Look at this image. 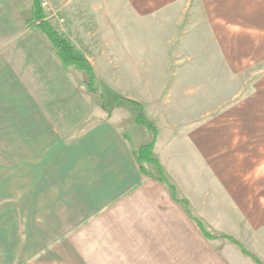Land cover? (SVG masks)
Listing matches in <instances>:
<instances>
[{"label":"crops","instance_id":"crops-1","mask_svg":"<svg viewBox=\"0 0 264 264\" xmlns=\"http://www.w3.org/2000/svg\"><path fill=\"white\" fill-rule=\"evenodd\" d=\"M95 1L103 0H58V18L63 22L58 23V31L85 56L94 72L95 62L110 56L103 33L109 30L107 20L112 15L110 8L105 10L104 4ZM125 1L130 5L129 14L144 22L140 30L156 37L162 30V38L168 36L173 47L171 51L167 45L170 48L163 52L157 42L143 53L140 61L163 63L166 58L173 65L165 95L171 98L174 108L164 110L160 102L161 117L150 121L141 105L144 119L157 131L153 156L177 196L187 201L189 212L184 204L175 201L171 188L157 178L155 166H148L153 177L140 171L131 147L150 143L154 135L136 123L137 108L128 104V115L119 121L114 108L107 119L106 110L100 107L104 111L100 115L105 113V117L98 120L99 128L82 131L96 123L87 118V106L78 102L79 71L72 66L64 70L48 37L39 29L24 27V21L32 17L33 0H0V81L18 83L39 112L58 118L46 126L69 129L61 135L64 142L58 143V147L68 143L71 146L69 151L60 153L64 167L74 179V174L85 173L90 191L104 194L103 206L99 210L93 206L90 214L94 217L85 222L87 236L102 239L101 248L90 246L94 254L105 257L109 249L114 257L112 264H119L121 249L131 255L132 264H253L232 242L204 237L191 214L210 233L230 236L246 249L244 239L256 229L255 225H263L264 120L254 119L257 105L249 104L237 112L238 119L226 121L206 119L198 100L183 109L173 97H200L216 89V75L208 78L214 80L208 87L207 76L202 78L192 68L191 62L198 56H191L190 48L198 44L189 39L191 28L183 26L180 30L190 0ZM95 5L101 7L96 9ZM163 16L168 19L164 21ZM154 20L160 24L153 26ZM94 32L101 33L102 42L98 45L93 44ZM71 92L77 100L65 105ZM244 110L247 119L243 117ZM260 123L263 135L256 136Z\"/></svg>","mask_w":264,"mask_h":264},{"label":"rangeland","instance_id":"rangeland-1","mask_svg":"<svg viewBox=\"0 0 264 264\" xmlns=\"http://www.w3.org/2000/svg\"><path fill=\"white\" fill-rule=\"evenodd\" d=\"M41 1L46 19L58 31V23H63L60 16L58 18V0ZM189 2L180 30L183 26L191 28L189 39L192 44L194 41L198 44L190 48L191 56H198L191 62L192 68L200 72L202 78L216 75V89L208 90L212 93L205 96L172 99H178L183 109L199 101L206 119L224 121L238 119L237 112L253 104L257 105L254 119L264 120V0ZM95 3L104 4L103 9L112 11L107 20L110 28L103 33L105 50L110 56L95 62L94 92L87 90L88 75L83 71L77 74L78 102L87 106V118L96 123L82 131L97 130L98 120L105 117V113L100 115L104 112L100 108V95L107 108L112 106L116 95L138 101L144 106L147 119L157 120L161 117L160 102L164 110L174 108L171 98L165 95L173 65L166 62V58L163 63L151 64L140 60L157 42L163 47L162 51L167 52L171 47L169 37L162 38V30L157 37L140 30L145 24L129 14L128 1ZM95 7L99 9L101 5ZM162 19L166 21L168 17ZM155 20L153 26L160 24ZM94 34L93 44L98 45L102 42L101 33ZM182 37L180 34L179 38ZM213 81L207 80L208 87ZM15 83L0 81V264H102L104 256L94 254L90 248H101L102 239H90L85 222L94 217L90 214L93 206L98 210L103 206L104 194L90 191L85 173L74 174L75 179L70 176L60 154L70 150V143L58 147L59 142H64L61 135H66L69 129L46 126L58 118L39 112L35 102ZM76 100L71 92L64 103L71 105ZM116 104L113 108L120 121L129 113L128 104L123 100ZM242 114L247 119L245 110ZM262 131V124H257L256 136L263 135ZM117 135L120 136V132ZM255 226L248 239H244L245 246L264 264V223ZM120 252L119 264H132L126 249ZM112 258L108 249L105 264H112Z\"/></svg>","mask_w":264,"mask_h":264},{"label":"trees","instance_id":"trees-1","mask_svg":"<svg viewBox=\"0 0 264 264\" xmlns=\"http://www.w3.org/2000/svg\"><path fill=\"white\" fill-rule=\"evenodd\" d=\"M24 27L26 29L36 28V29H39L41 32H43L48 37L50 42L52 43L54 50H55V53H56V56L59 58V60L62 63L63 69L67 70L69 66H72L77 71L85 72L88 75V81L85 83L87 86V89L89 91L94 92L93 85H94V81H95V74H94V69H93L91 63L85 58V56L81 52H79L72 45V43L67 39V37L63 33L57 31L53 27L52 23L46 19L45 13H44L43 8H42V1L41 0H33L32 17L29 20L24 21ZM100 99H101L100 107L103 108L104 110H106L107 119L110 118V116H111V112H112L113 107H114L113 104L115 105L120 100H123L127 104L138 109V113L136 116V123L143 125L146 128L150 129L153 132L154 138L150 143H148L146 145L140 146L138 148L131 147L132 155H133L140 171L144 175L153 177V174L150 171V169L148 168V166L149 165L155 166L158 169L157 178L163 180L171 188V191L173 193L175 201L184 204L186 206L188 212H189L190 210H189V206L187 204V201H185L184 199L179 198L177 196L173 185L170 184L165 179V175H164V172L162 171L161 166L159 165L158 161L153 156L152 152H153V147H154L157 131L152 124L148 123L144 119L143 109H142L141 103L138 101L132 100V99H128V98H124V97L116 95L113 98L112 106L107 108V107H105V102H104L103 98L101 97V95H100ZM125 138L129 142V137L127 135ZM191 216L195 220L198 228L200 229V231L204 235V237H206L208 239H214V238L226 239V240L232 242L233 244H235L240 249V252L243 255H246V256L252 258L257 264H262L258 260V258L254 254L250 253L242 245V243H240L238 240H236L230 236L223 235V234L218 235V234L210 233L209 230L206 228V226L201 221H199L197 218H195L193 216V214H191Z\"/></svg>","mask_w":264,"mask_h":264},{"label":"built area","instance_id":"built-area-1","mask_svg":"<svg viewBox=\"0 0 264 264\" xmlns=\"http://www.w3.org/2000/svg\"><path fill=\"white\" fill-rule=\"evenodd\" d=\"M44 4L42 3V6H43Z\"/></svg>","mask_w":264,"mask_h":264}]
</instances>
